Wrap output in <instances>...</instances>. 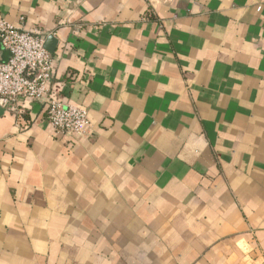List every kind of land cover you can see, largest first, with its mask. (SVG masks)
Here are the masks:
<instances>
[{
	"label": "crops",
	"instance_id": "crops-1",
	"mask_svg": "<svg viewBox=\"0 0 264 264\" xmlns=\"http://www.w3.org/2000/svg\"><path fill=\"white\" fill-rule=\"evenodd\" d=\"M0 16L42 33L50 87L91 122L61 135L43 100L0 105V264H264V0Z\"/></svg>",
	"mask_w": 264,
	"mask_h": 264
},
{
	"label": "built area",
	"instance_id": "built-area-1",
	"mask_svg": "<svg viewBox=\"0 0 264 264\" xmlns=\"http://www.w3.org/2000/svg\"><path fill=\"white\" fill-rule=\"evenodd\" d=\"M0 46L8 52L7 59L0 60V105L18 117L20 99L43 100L45 118L54 133H88L87 110L65 102L50 87L54 60L38 29L22 30L0 16Z\"/></svg>",
	"mask_w": 264,
	"mask_h": 264
}]
</instances>
